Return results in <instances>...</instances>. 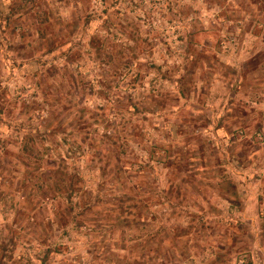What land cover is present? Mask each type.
<instances>
[{
    "label": "rangeland",
    "instance_id": "374dc122",
    "mask_svg": "<svg viewBox=\"0 0 264 264\" xmlns=\"http://www.w3.org/2000/svg\"><path fill=\"white\" fill-rule=\"evenodd\" d=\"M258 49L264 0H0V264H248Z\"/></svg>",
    "mask_w": 264,
    "mask_h": 264
},
{
    "label": "crops",
    "instance_id": "0c3cea01",
    "mask_svg": "<svg viewBox=\"0 0 264 264\" xmlns=\"http://www.w3.org/2000/svg\"><path fill=\"white\" fill-rule=\"evenodd\" d=\"M260 50L261 49H258L254 53L256 56H258V58L256 64L254 65V67H252L253 71L251 69V71H249L250 73L248 72L246 76L242 75L239 80V85H241V89L243 90H247L248 88L251 90L253 89V87H255V89H258L261 92L263 91L264 63L261 59H264V53H260ZM262 96L264 95H261V97ZM261 97L248 99L249 102L254 105L253 108H256L255 111H251L249 109V106H246L247 110L251 111V113L249 115L244 113L245 115L236 117L242 119L247 115L245 118L251 120V127L245 130V133L248 135V132L250 131V134L248 136L249 140L256 145L255 150L248 153V160L250 161L239 163V166L246 165L250 167V171L254 173H250L251 175L249 177L244 174H240L238 176V179L236 180V182H238L239 184V189L237 191H234V196H240L241 201L245 203L246 208L244 209V212L245 214H247L248 218L253 221L252 225L255 228L257 227L260 233L259 242L256 243L258 247L253 248L251 254L245 257L248 264H264V213H261V209L264 208V175L260 174L261 172H264V99ZM230 122H235V120ZM236 123L237 122L229 124L236 127L238 126L236 125ZM239 124H243V121ZM228 128H223L226 134L229 133ZM257 135L258 138L261 139V142L257 138ZM240 140L235 139L234 142L236 143L237 141L236 144L242 146ZM227 165H232L231 159H229L228 162L225 163V166ZM244 183H247V186L249 188H252V190L247 191L243 185ZM232 195L233 193H230V196ZM225 196L229 197V195L227 194Z\"/></svg>",
    "mask_w": 264,
    "mask_h": 264
}]
</instances>
